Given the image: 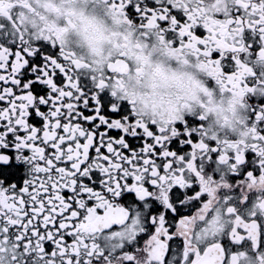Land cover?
<instances>
[{
    "label": "snow or ice",
    "instance_id": "obj_1",
    "mask_svg": "<svg viewBox=\"0 0 264 264\" xmlns=\"http://www.w3.org/2000/svg\"><path fill=\"white\" fill-rule=\"evenodd\" d=\"M0 264H264V0H0Z\"/></svg>",
    "mask_w": 264,
    "mask_h": 264
}]
</instances>
